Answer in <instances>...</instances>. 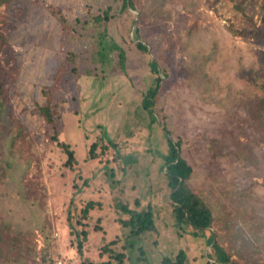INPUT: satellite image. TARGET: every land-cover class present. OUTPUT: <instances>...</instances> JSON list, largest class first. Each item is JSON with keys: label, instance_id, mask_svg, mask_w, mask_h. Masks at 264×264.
<instances>
[{"label": "rangeland", "instance_id": "obj_1", "mask_svg": "<svg viewBox=\"0 0 264 264\" xmlns=\"http://www.w3.org/2000/svg\"><path fill=\"white\" fill-rule=\"evenodd\" d=\"M0 1V264H98L104 233L123 237L120 246L129 234L119 204L155 213L156 230L127 250L130 264H161L181 250L186 264H215L212 237L233 264H264V36L254 34L264 30V0ZM151 60L168 73L159 75L155 124L142 108L158 77ZM44 88L52 125L39 111ZM163 124L215 216L200 237L176 224ZM59 142L74 151L73 168ZM88 200L101 208L85 220L81 258L72 230L84 229Z\"/></svg>", "mask_w": 264, "mask_h": 264}, {"label": "trees", "instance_id": "obj_2", "mask_svg": "<svg viewBox=\"0 0 264 264\" xmlns=\"http://www.w3.org/2000/svg\"><path fill=\"white\" fill-rule=\"evenodd\" d=\"M6 1V0H4ZM246 0H243V2ZM3 2L0 1V4ZM124 6L133 7L132 0H125ZM109 13L105 12V19H109ZM101 20V19H100ZM64 23V22H63ZM256 30V29H254ZM249 30L245 29L243 31H239V35L248 34ZM263 33V34H261ZM135 34L139 37V30H135ZM255 35L264 36V30L262 28H257ZM107 40L105 37H101V41ZM4 39L2 34H0V51L3 47ZM138 48L147 52V46L142 42L137 44ZM111 50L118 49L120 51V60L121 64L124 65L126 62L125 53L119 48L115 43L110 47ZM150 68L152 72L158 74V77L155 80L154 85H152L144 94L142 101V108L146 111L150 118L151 124L158 123V116L155 113L156 105L158 102V97L161 91V82L162 77H167L168 73L164 71H160L159 64L156 60H151ZM161 75V76H159ZM5 74L0 67V118L3 116L5 111L6 104V85H5ZM49 89L44 88L42 93L46 97V104L39 107L40 115H42L47 124L52 125L55 124L56 118V105L53 103L51 95L49 94ZM163 132L164 136L167 140L168 144V153L165 157V163L162 167L164 170L168 186L171 188L170 200L173 206V214L176 220V224L179 228H183L184 226H189L192 228V235L194 237H200L204 231L209 230L213 227L215 223V216L207 204V202L195 193L189 185L190 178L193 174V168L188 164V162L182 158L181 156V141L180 139L174 140L172 131L163 124ZM59 146L63 149L65 154L68 156L66 166L73 168L74 164H76L75 153L71 150L68 144L63 142H59ZM96 145L94 144L91 148L90 154L94 157V148ZM109 179L111 180L112 185H116L117 182L115 180L114 174L109 173ZM97 208H101L100 202L94 200H88L85 206L81 210L80 224L84 229L80 231L72 230L77 237L78 245V253L83 258L84 256V245L89 240V234L85 225L88 223L85 222L90 217V213ZM119 210H121L124 214H127L128 217L124 220H120L121 226L124 229L129 230V234L126 235L125 244L120 246L119 240L123 239V237L117 236L112 241H107L106 234L104 233L103 237L107 243L101 248V252H99V263L98 264H130V256L127 253V250L135 249V245H137L138 238L143 235H146L149 232H153L156 230V221H155V213L151 206H148L146 209L141 211H136L130 209L125 204H119ZM100 220V219H99ZM98 220V221H99ZM69 224L72 226L70 218ZM101 226L96 225L94 231H101ZM1 235V234H0ZM210 243L213 246V249L216 252V260L215 264H233L231 260V255L227 253L214 239V237L210 238ZM2 244V243H1ZM121 248V249H120ZM141 250V248H140ZM187 254L185 251L181 250L175 256L164 257L161 261V264H186ZM84 264H97L92 260H88V258H83Z\"/></svg>", "mask_w": 264, "mask_h": 264}, {"label": "built area", "instance_id": "obj_3", "mask_svg": "<svg viewBox=\"0 0 264 264\" xmlns=\"http://www.w3.org/2000/svg\"><path fill=\"white\" fill-rule=\"evenodd\" d=\"M55 264H68V262L61 259V260L56 261Z\"/></svg>", "mask_w": 264, "mask_h": 264}]
</instances>
